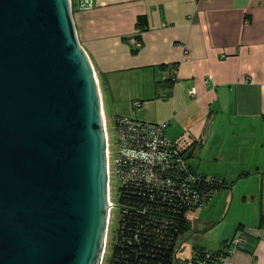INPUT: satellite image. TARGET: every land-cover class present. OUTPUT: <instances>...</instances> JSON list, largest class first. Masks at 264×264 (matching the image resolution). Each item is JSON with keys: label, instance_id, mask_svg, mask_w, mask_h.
Segmentation results:
<instances>
[{"label": "water", "instance_id": "95a60500", "mask_svg": "<svg viewBox=\"0 0 264 264\" xmlns=\"http://www.w3.org/2000/svg\"><path fill=\"white\" fill-rule=\"evenodd\" d=\"M70 0H0V264H100L107 144Z\"/></svg>", "mask_w": 264, "mask_h": 264}, {"label": "crops", "instance_id": "0c3cea01", "mask_svg": "<svg viewBox=\"0 0 264 264\" xmlns=\"http://www.w3.org/2000/svg\"><path fill=\"white\" fill-rule=\"evenodd\" d=\"M73 18L105 109L109 103L114 115L169 120L167 134L190 145L192 159L208 141L218 143L217 163L246 152L233 161L248 165L239 178L259 182L250 191L256 218L202 246L220 249L243 232L244 248L226 264H264V0H96ZM226 172L211 176L226 181Z\"/></svg>", "mask_w": 264, "mask_h": 264}, {"label": "built area", "instance_id": "2783aa9c", "mask_svg": "<svg viewBox=\"0 0 264 264\" xmlns=\"http://www.w3.org/2000/svg\"><path fill=\"white\" fill-rule=\"evenodd\" d=\"M70 1L72 9L86 10L96 0ZM166 70L174 77V64ZM195 92L192 87L190 94ZM139 103L133 101V106ZM101 105L107 144L108 208L100 264H106L111 245L116 243L117 230L133 216L146 223V226L139 224L135 232L143 229L171 234L168 244L172 249L171 264H226L228 255L244 248L243 232L235 234L220 249L194 244L187 255H180L188 242L191 213L206 207L213 193L224 188L223 179L195 170L186 147L167 134L169 120L146 121L117 114L109 120L103 101Z\"/></svg>", "mask_w": 264, "mask_h": 264}, {"label": "rangeland", "instance_id": "374dc122", "mask_svg": "<svg viewBox=\"0 0 264 264\" xmlns=\"http://www.w3.org/2000/svg\"><path fill=\"white\" fill-rule=\"evenodd\" d=\"M106 106V109L104 106L106 118L110 120L114 116V113L109 103ZM245 138H248V136L242 139L247 143L248 141ZM226 140L231 145L230 142L234 141V138L229 137ZM179 142H181L180 146H184L182 141ZM186 147V150L191 155L192 147L190 145ZM217 147L218 143L215 141L212 143L209 141L205 142L201 151L195 149L197 150V156H194L193 159L191 157L190 162L196 171L205 172L210 176L216 174L217 171L223 172V168H225L227 171L225 173L226 182L229 185L213 193L206 207L204 206L191 213L192 229L188 232V242L185 243L186 246L182 250V253H180L181 256L187 255L194 244L207 247L214 246L220 236H222V239L225 234L227 235L228 230L232 228L231 225L250 224L256 218L255 212H257L259 203L256 197L255 199L251 198L253 193L250 191L256 190L259 182L255 181L252 176L239 178L240 170H242L239 167L248 170V165L238 164L233 161L239 157L247 158L245 156L247 155L246 152L242 150L243 153H238L233 159L231 155L225 153V160L218 159L219 162L217 163V160L213 159L216 153L214 151Z\"/></svg>", "mask_w": 264, "mask_h": 264}, {"label": "trees", "instance_id": "16d2710c", "mask_svg": "<svg viewBox=\"0 0 264 264\" xmlns=\"http://www.w3.org/2000/svg\"><path fill=\"white\" fill-rule=\"evenodd\" d=\"M74 11L73 8V13ZM142 19L143 16L138 17L139 21ZM136 51V48L132 49L133 53ZM223 182L224 187L229 185L224 179ZM263 221L264 214L261 215V222ZM139 224L146 226L144 220L137 216L124 221V227L116 232V243L111 245L106 264H171L172 249L168 245L171 234L166 231H142L143 229L135 232ZM242 228V225H239L237 229L242 230ZM185 229L187 230V222Z\"/></svg>", "mask_w": 264, "mask_h": 264}, {"label": "flooded vegetation", "instance_id": "af4514ba", "mask_svg": "<svg viewBox=\"0 0 264 264\" xmlns=\"http://www.w3.org/2000/svg\"><path fill=\"white\" fill-rule=\"evenodd\" d=\"M191 231V218H189V221H188V232Z\"/></svg>", "mask_w": 264, "mask_h": 264}]
</instances>
